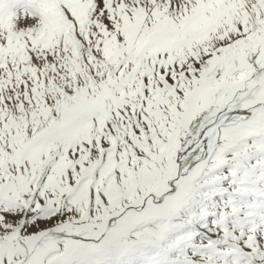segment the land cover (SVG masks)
Segmentation results:
<instances>
[{
  "label": "snow or ice",
  "instance_id": "1",
  "mask_svg": "<svg viewBox=\"0 0 264 264\" xmlns=\"http://www.w3.org/2000/svg\"><path fill=\"white\" fill-rule=\"evenodd\" d=\"M0 264H264V0H0Z\"/></svg>",
  "mask_w": 264,
  "mask_h": 264
}]
</instances>
